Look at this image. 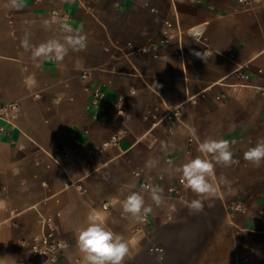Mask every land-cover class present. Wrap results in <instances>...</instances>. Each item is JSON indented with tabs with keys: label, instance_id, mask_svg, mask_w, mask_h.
Returning <instances> with one entry per match:
<instances>
[{
	"label": "crops",
	"instance_id": "1",
	"mask_svg": "<svg viewBox=\"0 0 264 264\" xmlns=\"http://www.w3.org/2000/svg\"><path fill=\"white\" fill-rule=\"evenodd\" d=\"M53 12L82 30L87 48L37 67L21 39L30 32L39 44L59 35L57 26L41 27ZM164 32L169 44L156 57L140 52ZM244 64L248 81L232 87L230 74ZM261 87L264 0H17L14 7L0 0V108L17 107L0 119V264H37L28 244L39 215L53 219L66 258L80 264L76 236L92 216L125 237L124 264H264V165L243 159L264 138ZM95 89L103 94L96 109ZM176 107L180 122L169 132L162 118ZM116 134L119 145L101 151ZM206 138L230 141L239 163L217 166L228 183L217 180L204 210L191 214L186 203L196 195L184 188L175 199L167 190L180 179L173 169L200 155ZM150 157L160 161L152 170ZM65 176L86 192L65 187ZM158 178L165 203L157 207L144 193L150 225L135 233L138 221L123 213V201L141 181ZM232 203L244 211L230 213Z\"/></svg>",
	"mask_w": 264,
	"mask_h": 264
},
{
	"label": "clouds",
	"instance_id": "2",
	"mask_svg": "<svg viewBox=\"0 0 264 264\" xmlns=\"http://www.w3.org/2000/svg\"><path fill=\"white\" fill-rule=\"evenodd\" d=\"M17 0H11L16 6ZM54 26L59 28V35L47 39L39 44L31 42V33L25 32L21 39V47L25 52H30L31 59L39 67L41 60H50L56 63L64 61L69 51L79 52L87 48V36L82 30L74 29L68 17H60L58 12H53L49 19L41 23L45 31H54ZM203 58L202 53H196ZM168 144H162L167 150ZM197 151L200 155L188 159L173 171L179 173L180 182L186 190L196 195V199L186 203L191 214H198L204 210V200L215 195L217 180L227 184L226 177H217V166L231 167L238 164L234 160L230 141L226 139L206 138L199 143ZM243 159L254 167L264 165V138H259L254 146L249 147L243 154ZM172 165V161H168ZM158 158H149L145 161V168L152 170L159 166ZM144 193H147L153 203L160 206L165 203L163 190L151 183L144 184L139 191L130 190L123 201V213L130 215L137 221H143L152 211L151 205L146 206ZM62 247L67 248L66 242ZM76 246L82 255V264H124L129 254V246L125 237L115 233L97 217H89L87 225L78 230Z\"/></svg>",
	"mask_w": 264,
	"mask_h": 264
},
{
	"label": "built area",
	"instance_id": "3",
	"mask_svg": "<svg viewBox=\"0 0 264 264\" xmlns=\"http://www.w3.org/2000/svg\"><path fill=\"white\" fill-rule=\"evenodd\" d=\"M248 0H236V3L239 5H245L247 4ZM52 15V13H51ZM175 27H177V23L174 24ZM165 27L167 30L171 29L173 27V24L171 23H165ZM165 37L161 39L158 43L152 44L151 46L147 48L140 49V52L143 54H154V57H156L155 52H157L159 49H163L168 46L169 44V38L166 36L167 32H164ZM191 34L200 39L201 34L191 30ZM130 46V45H129ZM229 58L232 59V56ZM248 66L247 64H244L243 66L237 68L233 73L230 74V77L233 78L234 83L231 85L232 87H243L245 86L246 82L249 79V75L247 74ZM258 91L262 97H264V87L258 88ZM103 98V94L95 89L93 91V99L91 101V108H97L98 102ZM121 100H119L120 102ZM190 102L193 103V100ZM117 108V115L122 116L123 110L121 108H118V104H116ZM17 107L15 104H10L4 107L0 108V119L5 120L6 118L10 116L11 113L15 112ZM180 116H181V108L176 107L168 112H166L163 116V120L169 124V132H172V126L180 122ZM3 129L0 128V132L2 133ZM120 137L119 135H112L109 140L104 142L101 146V151H106L109 149H112L114 147H117L119 145ZM166 162L170 161V159H166ZM134 176L136 178H140V173L135 172ZM161 181V178H158L156 181L152 182L151 184L154 186L159 187V182ZM149 183L145 180L140 182L139 188ZM63 185L65 187H72L77 190H80L82 193H85L86 190L82 189L76 182L71 181L67 176H65V180L63 182ZM184 185L181 184L180 179L177 180L176 184L170 187L167 190V194L170 198L175 199H181L182 197V191L184 189ZM157 206V205H156ZM161 206V205H160ZM157 206V207H160ZM103 209H106L105 206H103ZM228 211L230 213H242L244 211V206L240 203H232L228 206ZM168 216L167 220L172 219V215L175 213V206L173 204L168 206ZM150 225V219L148 215L143 221H138L137 226L134 227L133 231L135 233L140 232L142 229H145L149 227ZM39 226L40 231L39 233L34 236L31 239V242L28 244L29 253L32 257V259L37 264H80L78 259H68L66 258V253L68 250L67 248L62 247V242H65L61 239H59L55 234V226L54 221L52 218L48 216L39 215ZM68 245V244H67ZM244 262H247L246 259H244ZM19 264H27L25 262H21Z\"/></svg>",
	"mask_w": 264,
	"mask_h": 264
}]
</instances>
